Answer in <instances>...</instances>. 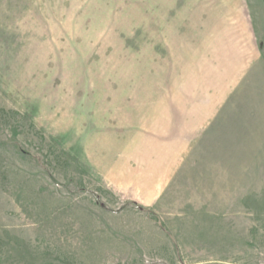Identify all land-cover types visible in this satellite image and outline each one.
Wrapping results in <instances>:
<instances>
[{
    "label": "rangeland",
    "instance_id": "374dc122",
    "mask_svg": "<svg viewBox=\"0 0 264 264\" xmlns=\"http://www.w3.org/2000/svg\"><path fill=\"white\" fill-rule=\"evenodd\" d=\"M0 264H264V0H0Z\"/></svg>",
    "mask_w": 264,
    "mask_h": 264
}]
</instances>
